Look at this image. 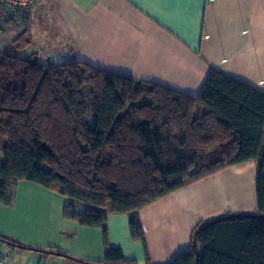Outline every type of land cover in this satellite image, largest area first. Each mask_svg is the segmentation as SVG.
<instances>
[{
	"label": "trees",
	"instance_id": "trees-1",
	"mask_svg": "<svg viewBox=\"0 0 264 264\" xmlns=\"http://www.w3.org/2000/svg\"><path fill=\"white\" fill-rule=\"evenodd\" d=\"M29 15L1 24L0 32L8 24L25 28ZM29 43L24 29L0 49V204L11 205L20 181L66 199L65 220L103 230L104 258H72L81 264H137L107 243V216L126 215L132 240L152 264L139 211L253 161L255 211L199 221L189 250L166 264H264L263 92L211 69L189 96L85 62L47 66L35 54L20 57ZM7 242L23 246L0 234V245Z\"/></svg>",
	"mask_w": 264,
	"mask_h": 264
},
{
	"label": "crops",
	"instance_id": "crops-1",
	"mask_svg": "<svg viewBox=\"0 0 264 264\" xmlns=\"http://www.w3.org/2000/svg\"><path fill=\"white\" fill-rule=\"evenodd\" d=\"M35 54L51 66L85 62L97 69L155 82L189 96L209 71L264 93V0H36L24 28ZM253 161L190 184L139 211L152 264H166L190 248L191 231L204 218L256 209ZM0 205V234L29 248L2 243L5 264H81L104 258L103 230L63 218L66 199L27 181ZM107 243L124 258L145 264L132 240L129 217L109 214ZM61 258V259H59ZM71 258V259H70Z\"/></svg>",
	"mask_w": 264,
	"mask_h": 264
},
{
	"label": "built area",
	"instance_id": "built-area-1",
	"mask_svg": "<svg viewBox=\"0 0 264 264\" xmlns=\"http://www.w3.org/2000/svg\"><path fill=\"white\" fill-rule=\"evenodd\" d=\"M36 0H0V25L5 22L22 23ZM10 261V255L0 250V264Z\"/></svg>",
	"mask_w": 264,
	"mask_h": 264
},
{
	"label": "rangeland",
	"instance_id": "rangeland-1",
	"mask_svg": "<svg viewBox=\"0 0 264 264\" xmlns=\"http://www.w3.org/2000/svg\"><path fill=\"white\" fill-rule=\"evenodd\" d=\"M23 30H24L23 26H16L14 24H8L6 30L3 31V32H0V49L4 48L5 46H7ZM11 193L14 196V192H12V190H11ZM12 204L13 203H11V205ZM82 208H84L83 204L81 202H77L76 203V209L77 210H82ZM232 214L233 215H240L241 213L234 212ZM217 218H213V219L212 218H204L203 222L204 223H210V222L214 221ZM0 249L1 250H6V248L2 247V246H0ZM59 259H61V258H59Z\"/></svg>",
	"mask_w": 264,
	"mask_h": 264
},
{
	"label": "water",
	"instance_id": "water-1",
	"mask_svg": "<svg viewBox=\"0 0 264 264\" xmlns=\"http://www.w3.org/2000/svg\"><path fill=\"white\" fill-rule=\"evenodd\" d=\"M236 216H245V215H231V216H229V218L230 217H236ZM226 217H222V218H218V219H216V220H214V221H212V222H217V221H221V220H223V219H225ZM193 243H192V247H193V249H194V251H196L195 250V245H194V243H195V238L193 239V241H192ZM6 245H9V246H13V247H16V248H24L23 246H18V245H15V244H13V243H5ZM28 249H31V248H28ZM48 254H50V255H57V256H60V257H67L68 258V256H66V255H64V254H61V253H57V252H54V251H46Z\"/></svg>",
	"mask_w": 264,
	"mask_h": 264
}]
</instances>
